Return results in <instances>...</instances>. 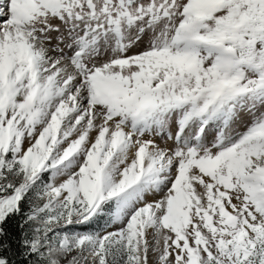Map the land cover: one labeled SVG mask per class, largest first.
Masks as SVG:
<instances>
[{"label": "snow or ice", "instance_id": "snow-or-ice-1", "mask_svg": "<svg viewBox=\"0 0 264 264\" xmlns=\"http://www.w3.org/2000/svg\"><path fill=\"white\" fill-rule=\"evenodd\" d=\"M0 264H264V0H0Z\"/></svg>", "mask_w": 264, "mask_h": 264}]
</instances>
